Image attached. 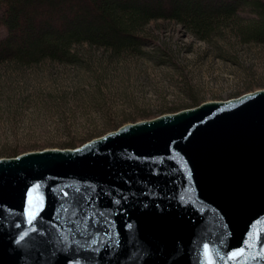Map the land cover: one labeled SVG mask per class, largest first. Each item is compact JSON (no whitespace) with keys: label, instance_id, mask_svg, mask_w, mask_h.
Returning <instances> with one entry per match:
<instances>
[{"label":"water","instance_id":"1","mask_svg":"<svg viewBox=\"0 0 264 264\" xmlns=\"http://www.w3.org/2000/svg\"><path fill=\"white\" fill-rule=\"evenodd\" d=\"M262 234L264 89L0 158V264H264Z\"/></svg>","mask_w":264,"mask_h":264},{"label":"rangeland","instance_id":"2","mask_svg":"<svg viewBox=\"0 0 264 264\" xmlns=\"http://www.w3.org/2000/svg\"><path fill=\"white\" fill-rule=\"evenodd\" d=\"M142 33L138 55L82 43L75 64H1L0 158L73 149L127 123L264 89V45L235 31L202 41L156 19Z\"/></svg>","mask_w":264,"mask_h":264},{"label":"trees","instance_id":"3","mask_svg":"<svg viewBox=\"0 0 264 264\" xmlns=\"http://www.w3.org/2000/svg\"><path fill=\"white\" fill-rule=\"evenodd\" d=\"M179 23L199 40L230 29L264 45V0H0V65L75 64L86 43L111 55L140 54L152 20Z\"/></svg>","mask_w":264,"mask_h":264},{"label":"snow or ice","instance_id":"4","mask_svg":"<svg viewBox=\"0 0 264 264\" xmlns=\"http://www.w3.org/2000/svg\"><path fill=\"white\" fill-rule=\"evenodd\" d=\"M35 216H36L35 211H32V210L30 209V211H29V223H31L32 220L35 219ZM262 236H264V234H262Z\"/></svg>","mask_w":264,"mask_h":264}]
</instances>
